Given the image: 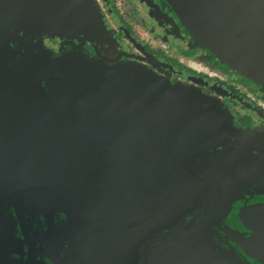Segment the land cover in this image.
<instances>
[{"label":"water","instance_id":"obj_1","mask_svg":"<svg viewBox=\"0 0 264 264\" xmlns=\"http://www.w3.org/2000/svg\"><path fill=\"white\" fill-rule=\"evenodd\" d=\"M166 1L194 42L264 82V0ZM92 11L90 0H0V230L27 262L45 248L53 261L70 251L76 264L103 252L123 263L148 237V199L188 179L179 143L216 103L139 64L34 40L91 36Z\"/></svg>","mask_w":264,"mask_h":264},{"label":"flooded vegetation","instance_id":"obj_2","mask_svg":"<svg viewBox=\"0 0 264 264\" xmlns=\"http://www.w3.org/2000/svg\"><path fill=\"white\" fill-rule=\"evenodd\" d=\"M90 2L93 35L43 34L35 40L53 54L81 46L110 65L139 64L163 82L216 102L206 112L211 121L194 124L198 131L179 143L177 169L188 179L155 190L162 199H148L156 211L148 220V237L135 239L123 263L107 260L103 252L98 264H264L256 259L264 257V236H255L264 225V82L194 42L166 0ZM3 233L0 264H76L70 251L56 253L53 261L45 248L27 262L21 244L9 252Z\"/></svg>","mask_w":264,"mask_h":264},{"label":"rangeland","instance_id":"obj_3","mask_svg":"<svg viewBox=\"0 0 264 264\" xmlns=\"http://www.w3.org/2000/svg\"><path fill=\"white\" fill-rule=\"evenodd\" d=\"M35 40V39H34ZM53 55H56V54H53Z\"/></svg>","mask_w":264,"mask_h":264}]
</instances>
